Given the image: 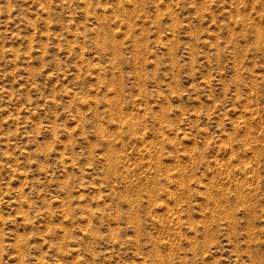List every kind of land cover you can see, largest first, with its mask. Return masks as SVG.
Masks as SVG:
<instances>
[{
    "label": "rangeland",
    "instance_id": "rangeland-1",
    "mask_svg": "<svg viewBox=\"0 0 264 264\" xmlns=\"http://www.w3.org/2000/svg\"><path fill=\"white\" fill-rule=\"evenodd\" d=\"M0 264H264V0H0Z\"/></svg>",
    "mask_w": 264,
    "mask_h": 264
},
{
    "label": "bare ground",
    "instance_id": "bare-ground-1",
    "mask_svg": "<svg viewBox=\"0 0 264 264\" xmlns=\"http://www.w3.org/2000/svg\"><path fill=\"white\" fill-rule=\"evenodd\" d=\"M155 193V192H154ZM153 194V193H152ZM150 195V194H149ZM148 196V195H147ZM151 196V195H150ZM156 197V196H155ZM148 200H149V198H148ZM137 208V207H136ZM235 223V222H234Z\"/></svg>",
    "mask_w": 264,
    "mask_h": 264
}]
</instances>
